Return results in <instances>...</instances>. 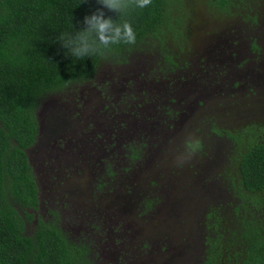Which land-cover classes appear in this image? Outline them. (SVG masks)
Returning <instances> with one entry per match:
<instances>
[{"label": "trees", "instance_id": "trees-1", "mask_svg": "<svg viewBox=\"0 0 264 264\" xmlns=\"http://www.w3.org/2000/svg\"><path fill=\"white\" fill-rule=\"evenodd\" d=\"M199 1L214 15L246 13L252 30L262 19V0ZM189 4L152 0L146 8L133 9L125 18L136 32L135 45L115 46L105 57L76 59L57 40L60 33L83 29L84 17L97 9L114 21L115 12L97 0H0V264H95L90 240H71L55 211L49 218L39 213L37 187L24 151L35 137L37 101L89 78L110 59L128 63V57L138 53L166 66L182 63L180 54L193 52L189 31L198 26L188 19ZM251 48L262 57L255 43ZM256 64L249 71L256 72ZM250 92L255 94L252 88ZM251 103V114L240 129L223 131L216 115L203 119L205 126L200 124L210 129L209 139L226 134L235 145L230 158L235 176L232 171L225 176L233 200L226 207L207 205L197 221L199 264H264V116L258 114V101ZM198 126L186 143L190 151L204 156L205 139L195 136ZM163 195L146 198L142 215L152 216L159 205L165 207ZM195 238L196 232L186 233L184 255L190 253L188 245L195 246Z\"/></svg>", "mask_w": 264, "mask_h": 264}, {"label": "flooded vegetation", "instance_id": "flooded-vegetation-1", "mask_svg": "<svg viewBox=\"0 0 264 264\" xmlns=\"http://www.w3.org/2000/svg\"><path fill=\"white\" fill-rule=\"evenodd\" d=\"M250 51V56L256 62L259 54L254 53L251 47ZM193 54L194 51L181 53L179 57L183 59L182 63L168 66L138 54L128 69L125 68L130 65L131 57H128V63L122 59L120 62L110 59L100 63L89 78L45 93L37 101L34 111L35 137L24 151L37 187L39 212L49 218V212L55 211L59 222L60 209L52 207L56 197L60 199L57 198L62 210L73 208L77 216L75 219H79V223L85 226L83 232L78 231V236L80 234L82 237L73 239L91 240L94 238L92 234L98 233L97 241L103 247H111L107 253H111L108 257L113 261L110 262L105 256L106 263L119 262L126 251L132 248L138 236L136 233L141 231V228L137 229L139 232L126 229L122 222L118 228L111 229V235L113 232L117 239L109 243L106 238L108 235H105L109 234L106 232L107 221L116 220L121 214L120 208L109 213L107 207L118 206L112 203L119 196V200L126 206L140 204V210L134 214H138L136 217L139 218V213L144 211V200L163 195L160 187L167 183L164 176L158 181L145 180V176L151 174L148 165H153L154 169L163 167L162 173L169 170L170 167L164 164L174 161L175 153V163L180 166L181 161L191 154L198 156L197 152L187 148L191 129L187 126L186 130V124L193 125V128L203 124L206 120L203 122L205 117L199 108L204 103H213L210 99L206 100V97L200 101V89L210 83L215 87L237 86L235 82L238 81L233 75L213 69L210 67L213 62L211 59ZM207 70L212 72L211 78L206 76ZM251 79H245V82ZM191 85L199 87L193 94ZM260 103L264 105V102ZM192 105H196V108H191ZM191 118L192 121H189ZM176 142L181 144L178 151L175 149ZM118 172L121 178L116 185L122 195L116 193L110 186L112 184H109ZM105 177L110 180H105ZM64 189L67 190L63 192ZM186 199L184 205L187 207L198 201L194 196ZM101 207L105 209L104 215L108 218H100L101 215L96 218L94 212ZM165 208L172 211L169 204ZM126 210L121 208L122 212ZM183 210L186 211L182 215L186 219L184 232L195 235L196 220H190L195 215L191 214V207ZM162 216L165 221L151 233L154 238L167 234L161 231V227L172 229L165 224L169 219ZM120 235L124 239L118 242ZM102 238L106 239L100 242ZM201 254L202 248L200 257ZM177 257L179 260H175ZM183 257L182 254H175L170 264H183L191 259V253L185 255V261Z\"/></svg>", "mask_w": 264, "mask_h": 264}, {"label": "rangeland", "instance_id": "rangeland-1", "mask_svg": "<svg viewBox=\"0 0 264 264\" xmlns=\"http://www.w3.org/2000/svg\"><path fill=\"white\" fill-rule=\"evenodd\" d=\"M259 12L262 19L257 21V26L253 27L254 30H252L250 21L248 20V22H246V13H243L241 17L238 15H214L203 9V5L199 0H190L188 6V19L196 21L198 25L195 27L193 33L189 31L188 34V38L194 40L191 43L192 50L194 51L193 56L197 53L198 55L196 56L198 57L201 56L203 59L207 60L211 59L213 62L210 64V67L218 71L222 70L223 73L228 75H233L238 81V85L235 88L223 85H216L215 87L210 83L200 89L202 92V94H200V101L204 100L202 98L206 97V100L210 99L213 103H204L203 107L199 108V112L201 114L203 113V116H206L205 118L207 120H210L212 115H216L217 120L220 121L218 126L223 131L229 132L242 127L245 118H249L247 116L251 114L249 105L251 100L256 103L258 101V114L264 116V105L260 103L264 102V0H262V4L259 5ZM253 43L262 50V57L261 54H259L257 57L261 58L256 62H254L255 59L250 56V53H252L250 47ZM137 55L138 53H135L133 57L130 58L131 63L125 69L131 67L135 59L134 56ZM255 63L258 64H256L254 68L256 72L249 71L252 68L251 64ZM231 69H235V71H229ZM141 71L142 69H140V72ZM207 72L206 76L210 77L212 72L208 70ZM226 76L227 75L224 77ZM245 79L251 80L245 82ZM96 80L99 79L96 78ZM236 83L237 82H235V84ZM251 88L255 94L250 92ZM197 89H199L198 85H191V94ZM224 92L232 94L228 95L224 94ZM191 108H196V105H192ZM189 121H192V118ZM207 122L206 124H208ZM203 125L205 126V124ZM203 125L198 126L199 128L195 131V136L199 139H205L203 143V145L206 144L203 148L204 156L191 154L181 161L180 166L178 163H175L177 160L175 153V160L166 163V165L164 164V166L170 167L169 170L162 173L163 167L154 169L153 165H148L151 174L145 176V180L151 179L158 181L162 176L167 178V183L160 187V189L161 192L165 194L164 203L169 204L172 211L167 210L163 205H159L154 215L152 214V217H150L149 212L144 215H142L144 213L142 212L139 213L140 217L138 218L136 217L138 214H134L140 210V204H128L126 206L125 203L119 200V198H121L119 196H116L112 203V205L117 204L118 206H113L111 208L107 207L109 213L114 209L120 208L121 214V217L118 216L116 220L107 221L108 228L106 232H109V234L105 235H108L106 238L109 239V243L110 240L117 239L113 232L111 235V229L118 228V225L122 222L123 227L131 231H137L138 228H141V231H137L139 233H136L138 236L135 237L132 248L126 251L119 262L114 264H170L175 254H182L185 256L183 254V245L186 243L184 238L187 232H184L186 231L184 229L186 219H184L182 215L185 214L186 211L183 209H189L191 207V214H194L195 218L190 217V220H196L197 225V221H199L207 205L212 204L213 206L218 205L226 207L228 202L233 200L232 193L228 191L225 176L231 171L232 176H235L233 170L230 169V158H233L232 149L234 150L235 145L226 139V134H221L218 138L213 137V140L209 139L210 135L208 133L210 129L205 130ZM187 126L191 129L190 133H192L193 125L186 124V130ZM191 138L189 137L188 141H191ZM179 143L180 142H176L175 149L177 151L181 149V144L179 145ZM113 178L114 181L109 183L112 184L110 186L116 190V193L122 195L120 189L116 185V183H119L118 180L121 178V173L118 172ZM105 180L108 181L110 179L105 177ZM143 184L146 186V183ZM65 190L67 189H64L63 192ZM190 196H194L198 201L195 205L187 207V205H184V202H186V198ZM202 197L204 198L202 199ZM57 198L58 197H56V200L52 203V207H59V215L61 216L59 223H61V227L72 236L70 237L71 240L75 241L73 237L77 238L81 236L80 234L78 236V233L81 231L83 232L85 226L79 223V219H75L77 216H75L76 214L73 208L70 207L68 209L67 207L65 210H62L60 203L58 204L59 198ZM42 208L45 211V207L43 206ZM121 208H124V210L127 209L126 212H122ZM104 212L105 209L101 207L99 211H95L94 213L96 214V218L99 215H101L100 218H108L104 215ZM162 215L169 219L165 224L172 229L168 230L161 227V231L167 234L154 238L151 233L155 229H159V224L165 221ZM140 221L142 222L140 223ZM180 229L183 231H180ZM146 230L149 231L145 233ZM73 233L75 234L74 236ZM97 234L98 233L92 234L94 238L90 240L92 243V246H90L92 250H90V252L95 256L93 257L95 264H109L105 262L106 259H104V257H108V255L111 254L107 253V251H110L111 247L108 245H104L103 247V245L97 241ZM197 235L198 232L196 231L195 246L192 245V247H190V245H188L191 259L183 264H199L201 261L200 250L202 244L199 243V236ZM106 238L100 239V242ZM123 239L124 238L120 235L118 242H121ZM159 247L163 250L161 251ZM108 260L110 262L113 261V259L109 257ZM175 260H179V258L177 257Z\"/></svg>", "mask_w": 264, "mask_h": 264}, {"label": "clouds", "instance_id": "clouds-1", "mask_svg": "<svg viewBox=\"0 0 264 264\" xmlns=\"http://www.w3.org/2000/svg\"><path fill=\"white\" fill-rule=\"evenodd\" d=\"M102 8L115 12L118 19L105 17L102 9L85 16L84 28L78 31L62 32L57 40L76 59L105 57L115 46L135 45L137 35L130 21L126 19L133 9H143L152 0H97Z\"/></svg>", "mask_w": 264, "mask_h": 264}]
</instances>
